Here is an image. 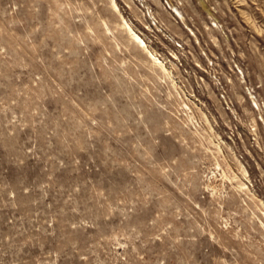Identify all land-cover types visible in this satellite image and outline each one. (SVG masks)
<instances>
[{"label":"rangeland","instance_id":"1","mask_svg":"<svg viewBox=\"0 0 264 264\" xmlns=\"http://www.w3.org/2000/svg\"><path fill=\"white\" fill-rule=\"evenodd\" d=\"M113 1L0 0V264H264V0Z\"/></svg>","mask_w":264,"mask_h":264},{"label":"bare ground","instance_id":"2","mask_svg":"<svg viewBox=\"0 0 264 264\" xmlns=\"http://www.w3.org/2000/svg\"><path fill=\"white\" fill-rule=\"evenodd\" d=\"M111 4H112V6H113V8L114 9H117V5H116V3L113 1V0H111ZM123 26H124V28L128 31L127 33H129V36H130V38L132 39V40H134L135 42H136V44L138 43L139 45H141L144 49H146V45H145V42H144V40L137 34V33H135L134 31H133V29L130 27V25H128L127 24V22H125V21H123ZM147 51V50H146ZM145 51V52H146ZM147 53V52H146ZM149 53V52H148ZM151 55V54H150ZM153 59V63L154 64H157V65H160V69H162L164 72L166 71V68L162 65V63L157 59V58H155V57H152ZM166 73H167V71H166ZM253 97V96H252ZM253 100V102H254V104H255V106L257 107V102L256 101H254V99H252ZM241 185H243V184H241Z\"/></svg>","mask_w":264,"mask_h":264}]
</instances>
